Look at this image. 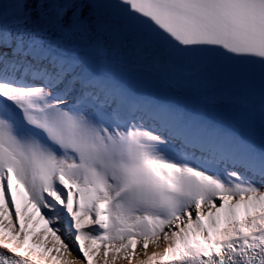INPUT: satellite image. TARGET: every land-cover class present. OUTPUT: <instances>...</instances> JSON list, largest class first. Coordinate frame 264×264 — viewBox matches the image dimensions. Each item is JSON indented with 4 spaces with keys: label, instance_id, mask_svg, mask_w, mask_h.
<instances>
[{
    "label": "snow or ice",
    "instance_id": "obj_1",
    "mask_svg": "<svg viewBox=\"0 0 264 264\" xmlns=\"http://www.w3.org/2000/svg\"><path fill=\"white\" fill-rule=\"evenodd\" d=\"M70 232L264 264V0H0V264H72Z\"/></svg>",
    "mask_w": 264,
    "mask_h": 264
},
{
    "label": "bare ground",
    "instance_id": "obj_2",
    "mask_svg": "<svg viewBox=\"0 0 264 264\" xmlns=\"http://www.w3.org/2000/svg\"><path fill=\"white\" fill-rule=\"evenodd\" d=\"M73 243L74 242H72V245L70 244V248H71L72 251H71V255L68 257V260L71 261L72 264H83V261H82V258H81L82 254H80L78 252L77 248L74 245V244H77V243H76V241H75L74 244ZM163 246H165V245L162 242L161 243V249H157L150 243V246H149V249H148L149 254H151V252H153V251L162 250ZM137 253H138V255L136 257H134V259H133V264H138L139 260L144 259V256L142 255V249L140 248L139 245L137 246ZM53 255H56V253H53ZM122 255L123 254H121V258L116 261V264H128V262L122 258ZM98 264H102V261H98Z\"/></svg>",
    "mask_w": 264,
    "mask_h": 264
},
{
    "label": "rangeland",
    "instance_id": "obj_3",
    "mask_svg": "<svg viewBox=\"0 0 264 264\" xmlns=\"http://www.w3.org/2000/svg\"><path fill=\"white\" fill-rule=\"evenodd\" d=\"M65 227H67V224H65ZM69 235L71 236V242H70V244L72 245V242L75 243V239H74V236L71 235V232L69 233ZM66 242H68V241H66ZM74 243H73V244H74ZM74 245H75V247H76L77 250H78V246H77V244H74ZM81 258H82V255H81Z\"/></svg>",
    "mask_w": 264,
    "mask_h": 264
}]
</instances>
